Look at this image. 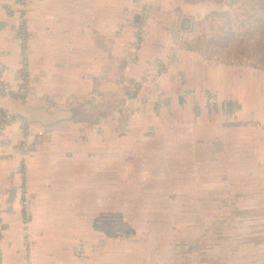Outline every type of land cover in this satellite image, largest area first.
I'll use <instances>...</instances> for the list:
<instances>
[{
    "label": "crops",
    "instance_id": "crops-1",
    "mask_svg": "<svg viewBox=\"0 0 264 264\" xmlns=\"http://www.w3.org/2000/svg\"><path fill=\"white\" fill-rule=\"evenodd\" d=\"M235 1L144 0L172 21L150 23L133 59L129 0H23L24 21L17 0H0V80L15 84L25 46L33 89L27 104L0 95V111L28 121L31 144L52 132L31 148L27 227L20 128L0 141L2 264H27L25 230L32 264H264V72L172 35L175 22L203 33ZM132 88L152 103L134 105ZM112 103L99 126L71 122Z\"/></svg>",
    "mask_w": 264,
    "mask_h": 264
},
{
    "label": "built area",
    "instance_id": "built-area-1",
    "mask_svg": "<svg viewBox=\"0 0 264 264\" xmlns=\"http://www.w3.org/2000/svg\"><path fill=\"white\" fill-rule=\"evenodd\" d=\"M18 5L20 7V12H19V17L21 21L25 20V16L22 14V9H24L25 5L23 3V0H17ZM132 9L129 10V15L126 16L127 22H126V28L131 29L132 24H131V19L133 13L137 12L141 15V25L136 28V39L131 44L129 52L133 54V59H135L136 54L140 50V47L143 43V40L145 39V36L147 34V29L150 23L154 21H158L159 25L163 28L169 29L168 23L169 21H172L169 19L168 16L162 15L161 13L156 15L147 4L144 3V0H129ZM176 24V30L175 34L173 35V38L177 41V43L181 46L184 47L189 43L194 42L197 38L203 37L206 32L201 33V31H195L191 33H181L178 30V22H175ZM25 28V27H24ZM170 30V29H169ZM29 54L30 51L27 49V47L23 46L22 49V60H21V68L19 69L18 73L15 75L16 77V82L15 84H8L6 82H3L0 80V95L3 98H11L12 96L17 97L18 100L23 103H26L32 99V94H33V89H32V80L29 77L28 74V59H29ZM219 63L223 61L222 58H216ZM177 62L180 63L181 60L177 58ZM244 62V60H243ZM245 63V62H244ZM260 64L257 62H253L249 60V66H253L256 69L264 71V67H262ZM159 71V70H158ZM155 73L154 75L150 76H145L141 84H153L154 86L157 85L159 79L162 77V73L158 72ZM5 73V68L0 65V76ZM23 73V75H21ZM98 81V80H97ZM97 81L95 84H97ZM117 85H120L122 83V79L120 78V74H117V77L115 78L114 81ZM91 97L92 99L97 97V90L95 87H93L91 91ZM129 98L130 101L134 105H138L140 107H143L144 105H149L152 102L148 99H143L139 96L136 88H132L129 92ZM130 114L133 116L134 111L131 110ZM15 124L17 125L20 130H21V142L17 144V154L19 156V161L21 164L22 168V179H23V184H24V189L22 193V200H21V213L24 218V226H28L30 221H31V210H32V199L29 194V190L27 187V179H28V172L27 168L29 171V159L31 157V148L33 145L37 144L39 141H44V140H49L52 137V132L50 130H38L35 134V140L31 144L27 142V138L30 135L29 133V123L26 119L15 116L10 113H5L0 111V141L3 140L4 138V129L7 128L8 126ZM104 127L108 131H112L111 128H114L113 133L117 136H120L123 134V131L118 129V123L113 124L111 120H107L104 122ZM2 162V159L0 157V164ZM25 244H26V254H27V259L26 263L27 264H32L30 254L32 253V239L30 236L29 230H25ZM1 239H0V264H2V258H1ZM84 259L83 254H79V260L82 261Z\"/></svg>",
    "mask_w": 264,
    "mask_h": 264
},
{
    "label": "trees",
    "instance_id": "trees-1",
    "mask_svg": "<svg viewBox=\"0 0 264 264\" xmlns=\"http://www.w3.org/2000/svg\"><path fill=\"white\" fill-rule=\"evenodd\" d=\"M239 2L236 0L232 3L233 14L219 13L213 16L211 23L205 29L203 28L207 34L189 46L188 50L208 57L226 56L228 44L231 42L241 44L240 34L249 30V37H245L247 44L240 51L237 49V55L241 59L238 61L242 62L244 58H247L249 48H252L259 52V54H253L257 56L259 63L264 65V53H261L264 43L260 42L264 40V22H258L260 16L264 14V0H242L241 4ZM254 24H259V28H255ZM256 37L259 42L255 43ZM116 108V103H112L102 112H93L82 120L73 119L71 122L87 124L90 127L99 126L102 121L114 114Z\"/></svg>",
    "mask_w": 264,
    "mask_h": 264
},
{
    "label": "rangeland",
    "instance_id": "rangeland-1",
    "mask_svg": "<svg viewBox=\"0 0 264 264\" xmlns=\"http://www.w3.org/2000/svg\"><path fill=\"white\" fill-rule=\"evenodd\" d=\"M239 1H240L239 4H241V3H242V0H239ZM231 10H232V8H231ZM229 14H233V11H232L231 13H229ZM211 21H212V19H211ZM216 21H217V20H216ZM260 21H263V22H264V14L261 15L260 18L258 19V22H259V23H260ZM254 27H255V28H259V24H254ZM240 36L242 37V43L239 44V43H236V42H231L230 44H228V49H226V51H225V55H226V56H223V59H224V58H225V59H229L230 62H231L232 64H234V63H236V64L241 63V62L238 61V60H241V59H240L239 55H237V52L240 51V50L242 49V47H245V45L247 44V40L245 39V37H246V36L249 37V30H248L247 32H246V30H245V33L240 34ZM257 38H258V37H256V39H255V43H256V41L259 42V40H257ZM260 42H263V43H264V40H262V41H260ZM237 49H238V51H237ZM253 53H257V54H259L258 51L253 50L252 48H249V55H248V57L243 59L244 62H245V64L248 65V66H249V60H250V61H253V62H257L258 64H260L259 61L257 60V59H258L257 56H256L255 54H253ZM261 53H264V48H262ZM242 62H243V61H242ZM244 62H243V63H244ZM260 65H261L262 67H264L263 64H260ZM260 65H259V66H260ZM257 70H259V69H257ZM261 71H262V70H261ZM263 72H264V71H263ZM261 126H264V124H261V123H260V124H257V125H256V127H257L258 129H260V130L263 132L264 129H261ZM8 127H9V126H8ZM8 127H7V128H8ZM7 128L4 129V132H5V130H6ZM232 255L234 256V253H233V252H232Z\"/></svg>",
    "mask_w": 264,
    "mask_h": 264
},
{
    "label": "water",
    "instance_id": "water-1",
    "mask_svg": "<svg viewBox=\"0 0 264 264\" xmlns=\"http://www.w3.org/2000/svg\"><path fill=\"white\" fill-rule=\"evenodd\" d=\"M141 15L139 13H135L132 17V26L133 27H139L141 25ZM181 30L182 31H191V22L189 20H184L181 24Z\"/></svg>",
    "mask_w": 264,
    "mask_h": 264
}]
</instances>
